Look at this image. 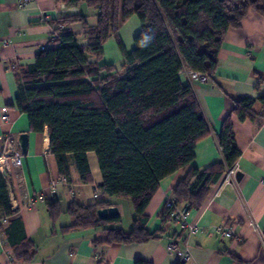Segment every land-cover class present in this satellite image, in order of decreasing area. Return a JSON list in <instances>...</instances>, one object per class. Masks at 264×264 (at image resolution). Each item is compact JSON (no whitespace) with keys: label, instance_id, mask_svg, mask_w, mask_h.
<instances>
[{"label":"trees","instance_id":"obj_1","mask_svg":"<svg viewBox=\"0 0 264 264\" xmlns=\"http://www.w3.org/2000/svg\"><path fill=\"white\" fill-rule=\"evenodd\" d=\"M55 1H81L97 10L96 22L89 24L83 14L55 20V46L40 49L33 63L15 68V104L27 114L32 132L47 128L49 149L62 176L69 178L67 157L71 154L80 180L91 182L86 153L93 151L102 177L100 188L109 196L128 200L133 210L131 228L125 232L120 215L107 220L97 217V209L109 202L72 201L66 208L70 221L61 231L100 228L104 236L95 244L155 239L157 232L146 227L147 205L160 181L187 168L196 143L210 133L191 86L182 82L179 73L187 69L214 79L227 31L241 26L250 10L264 16V0ZM132 15L138 17L140 30L134 48L126 51L118 29ZM73 23L81 24L85 45H79L78 34L70 29ZM57 25L63 28L57 29ZM111 37L125 59L120 72L102 62L103 44ZM145 37L149 39L145 41ZM252 104L250 97L234 100L216 135L222 161L202 171L189 168L173 189L177 203L189 210L200 208L223 171L236 163L241 152L234 139L232 116L253 119ZM45 206L50 219L57 220L60 202H46ZM14 213L7 180L0 172V222L9 219L6 227L0 223V229L13 256L28 262L35 245L25 237L23 222ZM163 219L168 217L163 215ZM135 264L150 263L136 260Z\"/></svg>","mask_w":264,"mask_h":264},{"label":"crops","instance_id":"obj_2","mask_svg":"<svg viewBox=\"0 0 264 264\" xmlns=\"http://www.w3.org/2000/svg\"><path fill=\"white\" fill-rule=\"evenodd\" d=\"M75 14L86 18L93 15L96 22L97 10L81 1L0 0V108L5 106L9 115L7 122L0 123V137L8 134L18 143L19 135L27 134L23 167L12 168L7 190L14 217L22 220L25 237L35 245L30 261L17 259L0 229V264H135L136 260L150 264H264V100L260 99L264 96V16L250 10L241 26L227 31L218 53L214 79L200 82L191 79L187 69L179 73L182 82L191 86L210 133L196 143L194 159L187 168L160 181L147 205L146 227L150 232L156 231L158 237L144 243L95 244L96 239L104 236L100 228L61 231L70 221L67 205L72 201L81 204L107 201L109 206L118 208L121 223L125 210L128 211L129 231L133 219L131 203L109 196L100 188L102 177L93 151L86 153L91 182L80 180L74 158L69 154L67 183H58L50 189V183L62 175L49 149L47 128L32 132L27 114L20 112L15 104L18 94L15 68L33 63L40 49L54 47L51 30L55 20ZM44 15L47 18L40 21ZM70 29L78 34L79 45L87 43L80 23L71 24ZM139 30L136 15L119 25L118 35L126 51L134 48V37ZM103 52L102 62L120 72L125 59L114 38L103 44ZM241 97L253 99L251 109L255 114L253 119L245 120L232 116L234 139L241 152L234 165L242 176L223 186H213L201 207L190 210V219L197 222L199 231L186 238L177 223L163 219L164 203L173 197V189L189 168L202 171L222 161L216 135L234 100ZM21 175L24 181L19 180ZM54 200L60 202L61 215L52 221L45 205ZM8 222L0 223L6 227ZM224 223L233 229L230 238L219 237L214 232L215 226ZM175 239L187 243L190 257L185 262L168 250L169 242Z\"/></svg>","mask_w":264,"mask_h":264},{"label":"built area","instance_id":"obj_3","mask_svg":"<svg viewBox=\"0 0 264 264\" xmlns=\"http://www.w3.org/2000/svg\"><path fill=\"white\" fill-rule=\"evenodd\" d=\"M29 0H24L28 2ZM47 18L46 15L40 17V21H44ZM57 29H62V25H57ZM58 38V34L51 30V41ZM43 48V47H42ZM189 76L191 79L207 82L209 76L207 73L194 72L188 70ZM9 120L8 109L3 106L0 108V123H5ZM26 153H23L19 147V144L12 140L10 135H3L0 137V172L3 173L4 177L9 183V177L11 174L12 168L22 169L24 164V158ZM237 168L233 165L230 168H227L223 171L221 179L217 184L223 186L228 184L236 174ZM19 180L24 181V177L21 175ZM58 183H67V178L61 176L58 181H53L50 183L49 188L54 189ZM94 195L97 196V193L94 192ZM163 215H166L169 220L177 223L182 231L185 232L186 238L195 235L199 231V227L196 221L190 219V210L185 204L177 203L173 197H169L163 206ZM2 223H6L7 219L2 218ZM214 232L217 236L222 238H230L234 232L230 225L220 224L214 227ZM168 250L172 252L180 262H185L189 259L190 253L189 248L187 247L186 241L181 243L179 239L171 240L168 244Z\"/></svg>","mask_w":264,"mask_h":264},{"label":"water","instance_id":"obj_4","mask_svg":"<svg viewBox=\"0 0 264 264\" xmlns=\"http://www.w3.org/2000/svg\"><path fill=\"white\" fill-rule=\"evenodd\" d=\"M18 143L21 151L23 153H26L27 151V134L22 133L18 137ZM242 176L241 172H236L235 174V179L239 180ZM97 217L101 220H107L111 219L114 217H117L119 215V210L116 206H107V207H102L98 208L96 211Z\"/></svg>","mask_w":264,"mask_h":264},{"label":"rangeland","instance_id":"obj_5","mask_svg":"<svg viewBox=\"0 0 264 264\" xmlns=\"http://www.w3.org/2000/svg\"><path fill=\"white\" fill-rule=\"evenodd\" d=\"M87 21H88L89 24H94L95 17L93 15H87ZM78 26H80V25L78 24ZM124 201H125V203H129L128 200H124ZM128 215H129L128 211L125 210V217L123 218V222L120 224V227L123 228V230L125 232H127L128 228H129V227H127V225H128L127 224L128 223L127 222Z\"/></svg>","mask_w":264,"mask_h":264},{"label":"clouds","instance_id":"obj_6","mask_svg":"<svg viewBox=\"0 0 264 264\" xmlns=\"http://www.w3.org/2000/svg\"><path fill=\"white\" fill-rule=\"evenodd\" d=\"M144 39H145V41H147L149 38L148 37H145Z\"/></svg>","mask_w":264,"mask_h":264}]
</instances>
